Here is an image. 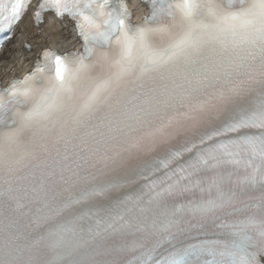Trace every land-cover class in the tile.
<instances>
[{"label": "snow or ice", "instance_id": "1", "mask_svg": "<svg viewBox=\"0 0 264 264\" xmlns=\"http://www.w3.org/2000/svg\"><path fill=\"white\" fill-rule=\"evenodd\" d=\"M142 2L39 0L82 51L0 89V264H264V0Z\"/></svg>", "mask_w": 264, "mask_h": 264}, {"label": "bare ground", "instance_id": "2", "mask_svg": "<svg viewBox=\"0 0 264 264\" xmlns=\"http://www.w3.org/2000/svg\"><path fill=\"white\" fill-rule=\"evenodd\" d=\"M50 30H51V33L56 34L55 29H54L53 27H51ZM63 44H64V43H61V45H63ZM11 56H12V51H11V49H10V50L8 51V54L6 55L5 59H9ZM0 60H1V58H0Z\"/></svg>", "mask_w": 264, "mask_h": 264}]
</instances>
